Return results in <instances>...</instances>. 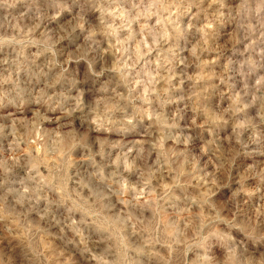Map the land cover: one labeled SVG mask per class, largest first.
<instances>
[{"label":"clouds","instance_id":"clouds-1","mask_svg":"<svg viewBox=\"0 0 264 264\" xmlns=\"http://www.w3.org/2000/svg\"><path fill=\"white\" fill-rule=\"evenodd\" d=\"M0 264H264V0H0Z\"/></svg>","mask_w":264,"mask_h":264}]
</instances>
